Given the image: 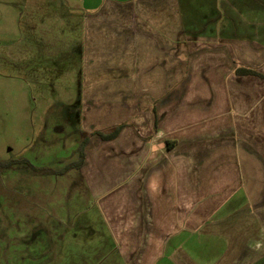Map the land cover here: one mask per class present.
Listing matches in <instances>:
<instances>
[{"label": "crops", "instance_id": "obj_1", "mask_svg": "<svg viewBox=\"0 0 264 264\" xmlns=\"http://www.w3.org/2000/svg\"><path fill=\"white\" fill-rule=\"evenodd\" d=\"M106 1L84 52L103 63L91 82L128 100L93 112L112 119L85 130L79 172L116 264H264V0L202 20L184 0Z\"/></svg>", "mask_w": 264, "mask_h": 264}, {"label": "rangeland", "instance_id": "obj_2", "mask_svg": "<svg viewBox=\"0 0 264 264\" xmlns=\"http://www.w3.org/2000/svg\"><path fill=\"white\" fill-rule=\"evenodd\" d=\"M105 1L0 0V162H13L0 164V264L118 263L86 169L69 167L91 139L85 130L112 119L93 112L128 100L107 99L119 85L91 82L103 63L84 52L86 16ZM246 1L184 0L201 20L232 8L241 18Z\"/></svg>", "mask_w": 264, "mask_h": 264}, {"label": "trees", "instance_id": "obj_3", "mask_svg": "<svg viewBox=\"0 0 264 264\" xmlns=\"http://www.w3.org/2000/svg\"><path fill=\"white\" fill-rule=\"evenodd\" d=\"M236 73L239 74V75H247V74L260 75L258 72L253 70L251 67H247V66H239L236 69ZM119 128L120 127L115 128V130L113 132H110V133H98V134H100V136L103 139H111L112 140L119 134ZM88 141L89 140H85V142L81 145V158H80V161L79 162L70 163L69 167H73V166L75 168H81L82 167V164L85 161V154H86L84 145H86ZM0 164L7 167V166L12 165L13 162L12 161H7V162L4 161V162H0Z\"/></svg>", "mask_w": 264, "mask_h": 264}]
</instances>
